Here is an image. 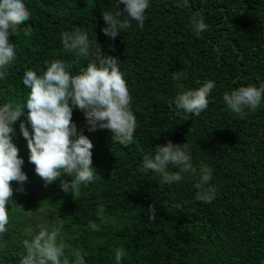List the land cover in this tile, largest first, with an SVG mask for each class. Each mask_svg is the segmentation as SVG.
<instances>
[{
  "label": "trees",
  "instance_id": "16d2710c",
  "mask_svg": "<svg viewBox=\"0 0 264 264\" xmlns=\"http://www.w3.org/2000/svg\"><path fill=\"white\" fill-rule=\"evenodd\" d=\"M29 20L10 34L16 55L0 78V105L22 106L28 89L26 69L42 74L45 61L61 59L71 74L86 67V58L63 49L65 30L86 31L93 41L119 59L136 117L133 140L124 145L108 129L90 131L83 111L73 109L77 134L92 141L94 181L64 193L57 180L45 187L28 161L19 124L13 142L23 157L28 180L16 181L6 208L9 223L0 233V264H19L23 241L38 226L60 229L64 255L79 251L85 264H262L264 261V105L238 115L223 101L226 91L264 82V0H150L143 28L107 37L103 15L116 10V0H25ZM123 8V5H120ZM200 14L208 28L196 35L192 17ZM95 40L97 43H95ZM182 79L174 81V72ZM212 80L208 106L199 115L171 103L179 91ZM183 85V89L179 85ZM30 127V126H29ZM168 140L188 143L194 167L212 168L214 199H196L197 176L171 185L142 168ZM170 169L174 170L170 165ZM71 179V177H68ZM103 204L102 217L96 214ZM151 206L152 208H150ZM154 208V210H153ZM90 222L95 223L92 230ZM120 259L117 260V253Z\"/></svg>",
  "mask_w": 264,
  "mask_h": 264
},
{
  "label": "clouds",
  "instance_id": "9594fccd",
  "mask_svg": "<svg viewBox=\"0 0 264 264\" xmlns=\"http://www.w3.org/2000/svg\"><path fill=\"white\" fill-rule=\"evenodd\" d=\"M188 2L177 0L181 7L187 6ZM149 6L150 0H116V10L103 15L107 26L102 28V32L115 40L133 22L143 28ZM29 17L25 0H0V78L6 75L7 66L16 55L9 36ZM192 28L196 35L208 28L202 15L192 17ZM60 39L64 50L86 58V67L79 73L71 74L65 62L53 59L45 61L44 71L40 75L35 70L26 69L22 77L23 86L29 90L25 103L15 107L9 103L0 105V233L6 231L9 223L6 204L13 194L10 181H16L20 185L16 190L22 192L28 180L22 170L24 159L18 155L19 148L12 138L15 133L12 125L26 109L30 127L21 121L19 129L29 150L28 161L34 164V171L43 179L45 187L63 174L59 185L64 193L78 191L80 185L93 182L95 176L91 151L93 144L88 136L77 134V126L72 121L74 108L83 111L90 131L108 129L111 138L124 145L134 137L136 117L131 109V96L120 70L119 59L106 54L100 46L93 52V41L86 31L65 30L60 34ZM172 79L181 80L182 73L174 72ZM198 84V87L176 94L171 103L177 110L199 115L207 108L215 82L205 80ZM179 87L183 89L182 84ZM223 101L228 110L238 115H243L246 109L255 111L264 105V82L259 87L248 84L226 91ZM155 149L154 155L142 158L145 172H153L165 185L181 181L184 174L197 176L194 184L196 199L203 202L214 199L215 189L210 183L212 168L207 164H201L198 170L194 167L188 143L178 144L168 140ZM170 165L174 170L169 168ZM104 211V205L98 204L97 216L102 217ZM90 227L95 230V223L90 222ZM59 231L58 227L49 230L43 224L39 225L35 235L23 241L26 254L20 258L19 264H85L84 256L79 251L74 250L73 261L64 255L65 245L62 240L58 242ZM116 258L120 259L119 252Z\"/></svg>",
  "mask_w": 264,
  "mask_h": 264
}]
</instances>
